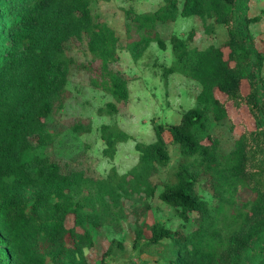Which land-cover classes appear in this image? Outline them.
I'll use <instances>...</instances> for the list:
<instances>
[{
    "label": "trees",
    "instance_id": "16d2710c",
    "mask_svg": "<svg viewBox=\"0 0 264 264\" xmlns=\"http://www.w3.org/2000/svg\"><path fill=\"white\" fill-rule=\"evenodd\" d=\"M93 0H0V264H88L84 250L94 245L93 228L112 225L120 216L122 197L134 192L154 195L151 177L165 171L158 197L197 227L187 234L155 222L145 237L135 231L133 247L158 255L156 264H264V30L253 36L250 22L264 19V9L246 15L247 0H163L154 12L135 15L141 39L134 47L161 38L149 28L173 22L178 15H213L228 32L221 46L199 50L173 35L176 67L196 80V106L185 110L176 123H152L154 140L138 143V162L125 174L101 178L81 170L62 172L43 153L52 141L47 120L62 104L69 66L65 44L83 40L99 68L92 67L91 83L107 91L118 111L129 97L127 79L111 69L118 60L119 39L91 12ZM223 48L227 49L225 55ZM249 90L241 92L242 80ZM228 99L221 101L217 93ZM247 107L254 130H245L231 150L220 149L213 136L214 122L228 117L227 102ZM102 126L112 156L114 144L126 138ZM169 142L178 161L168 168ZM209 179L217 204L210 207L199 195V177ZM243 189L247 198L236 206ZM68 217L72 223H67ZM167 240L168 243H163ZM163 247V248H159Z\"/></svg>",
    "mask_w": 264,
    "mask_h": 264
},
{
    "label": "rangeland",
    "instance_id": "374dc122",
    "mask_svg": "<svg viewBox=\"0 0 264 264\" xmlns=\"http://www.w3.org/2000/svg\"><path fill=\"white\" fill-rule=\"evenodd\" d=\"M162 4L163 0H93L91 3L93 16L111 27L119 39L118 60L111 64V69L127 79L130 92L126 103L118 105V111L107 112L106 105L114 99L107 91L91 83L96 74H92L90 69L99 68L100 61L87 50L85 38L72 39L65 44L66 53L73 61L69 66L62 104L47 120L46 129L51 133L52 141L43 149L47 158L55 162L62 172L81 170L92 178L125 174L138 162L136 144L154 140L153 122L176 123L185 110L196 106L200 84L179 70L166 72L168 68L176 67L171 37L177 35L186 40L190 48L203 50L223 45L228 32L213 15L205 18L178 15L173 22L157 23L149 28L152 34L161 38L164 47L156 39L145 46L134 47L133 42L142 36L136 27L135 15L154 12ZM178 6L182 8V0ZM262 9L264 0H247L248 17ZM248 29L258 37L264 30V19L250 22ZM223 50L227 55V49ZM260 74L264 77V66ZM241 84V92L243 88L246 93L250 88L247 80L243 79ZM216 93L221 101L228 99L223 93ZM226 107L228 117L214 122L211 130L219 140L220 149L228 152L242 132L254 130L255 124L247 107H236L231 101L226 103ZM104 125L109 126L113 133H121L120 136L122 132L126 134L125 139L123 137L114 144L112 156L104 153L107 148L102 135ZM167 142L171 155L170 169L177 163L179 154L168 137ZM165 171L162 169L150 179L157 185L154 195L134 192L129 197H122L119 205L121 217L112 225L93 228L94 245L84 250L88 264H156L157 254L139 253L133 247L138 226L143 228L145 237L149 236L148 227L155 222L184 234L197 227L196 213H191L189 220L182 219L174 207L159 199ZM196 190L210 207L216 206L217 197L209 179L199 177ZM237 194L235 205L240 206V201L248 196L243 189ZM67 223H72L71 217ZM260 244L261 241L253 247L255 249L247 256L246 264L256 257Z\"/></svg>",
    "mask_w": 264,
    "mask_h": 264
}]
</instances>
